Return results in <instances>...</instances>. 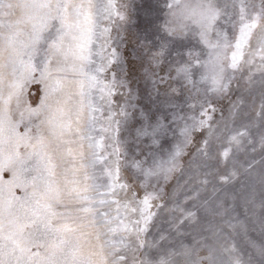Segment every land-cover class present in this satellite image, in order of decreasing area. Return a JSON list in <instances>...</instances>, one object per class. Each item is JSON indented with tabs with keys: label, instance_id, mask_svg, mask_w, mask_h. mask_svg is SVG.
<instances>
[{
	"label": "snow or ice",
	"instance_id": "6c2138e0",
	"mask_svg": "<svg viewBox=\"0 0 264 264\" xmlns=\"http://www.w3.org/2000/svg\"><path fill=\"white\" fill-rule=\"evenodd\" d=\"M0 264H264V0H0Z\"/></svg>",
	"mask_w": 264,
	"mask_h": 264
}]
</instances>
